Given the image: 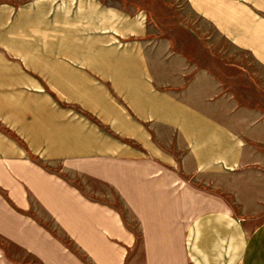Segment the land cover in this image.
I'll use <instances>...</instances> for the list:
<instances>
[{
	"label": "crops",
	"instance_id": "1",
	"mask_svg": "<svg viewBox=\"0 0 264 264\" xmlns=\"http://www.w3.org/2000/svg\"><path fill=\"white\" fill-rule=\"evenodd\" d=\"M180 1L0 0V237L40 264H264V0Z\"/></svg>",
	"mask_w": 264,
	"mask_h": 264
},
{
	"label": "rangeland",
	"instance_id": "2",
	"mask_svg": "<svg viewBox=\"0 0 264 264\" xmlns=\"http://www.w3.org/2000/svg\"><path fill=\"white\" fill-rule=\"evenodd\" d=\"M177 3L181 4L180 0H176ZM246 200V203L230 205L231 211L240 218H245L250 220L251 223L257 224L259 221L264 219V203L263 200L261 203H256L258 200L255 197L249 196L248 198L243 197ZM0 249L6 254L8 258L13 260V264H40L33 256L24 253L19 247H15L10 244L8 241L3 240L0 237Z\"/></svg>",
	"mask_w": 264,
	"mask_h": 264
}]
</instances>
